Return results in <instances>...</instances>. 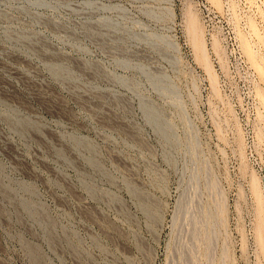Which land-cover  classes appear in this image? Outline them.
Masks as SVG:
<instances>
[{
    "label": "rangeland",
    "instance_id": "rangeland-1",
    "mask_svg": "<svg viewBox=\"0 0 264 264\" xmlns=\"http://www.w3.org/2000/svg\"><path fill=\"white\" fill-rule=\"evenodd\" d=\"M0 264H264V0H0Z\"/></svg>",
    "mask_w": 264,
    "mask_h": 264
}]
</instances>
